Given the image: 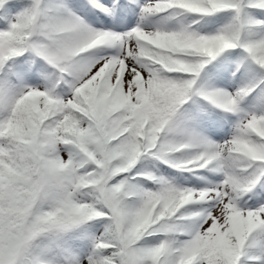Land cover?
<instances>
[{
  "label": "snow or ice",
  "instance_id": "snow-or-ice-1",
  "mask_svg": "<svg viewBox=\"0 0 264 264\" xmlns=\"http://www.w3.org/2000/svg\"><path fill=\"white\" fill-rule=\"evenodd\" d=\"M0 264H264V0H0Z\"/></svg>",
  "mask_w": 264,
  "mask_h": 264
}]
</instances>
